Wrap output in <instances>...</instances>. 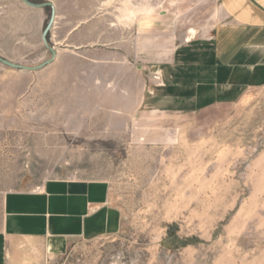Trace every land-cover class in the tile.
Masks as SVG:
<instances>
[{
    "label": "rangeland",
    "instance_id": "1",
    "mask_svg": "<svg viewBox=\"0 0 264 264\" xmlns=\"http://www.w3.org/2000/svg\"><path fill=\"white\" fill-rule=\"evenodd\" d=\"M30 1L56 5L58 57L39 72L0 64V223L9 192L101 181L120 231L48 264H264V87L140 107L146 86L165 88L160 66L177 48L212 42L217 0ZM51 15L0 0V56L51 60Z\"/></svg>",
    "mask_w": 264,
    "mask_h": 264
},
{
    "label": "crops",
    "instance_id": "2",
    "mask_svg": "<svg viewBox=\"0 0 264 264\" xmlns=\"http://www.w3.org/2000/svg\"><path fill=\"white\" fill-rule=\"evenodd\" d=\"M217 4L221 16L212 42L197 45L192 38L177 48L160 66L165 88L146 86L141 108L170 113L264 87V0ZM121 225L106 182L52 179L9 192L0 223V264H48L79 241L116 235Z\"/></svg>",
    "mask_w": 264,
    "mask_h": 264
},
{
    "label": "water",
    "instance_id": "3",
    "mask_svg": "<svg viewBox=\"0 0 264 264\" xmlns=\"http://www.w3.org/2000/svg\"><path fill=\"white\" fill-rule=\"evenodd\" d=\"M26 6L32 8V9H38V10H45L48 8L52 9V15L51 19L49 21V24L44 32V42L46 47L51 51L52 53V59L46 62L45 64L39 66V67H26V66H21L17 65L14 63H11L10 61L6 60L5 58L0 56V64L5 65L11 69L18 70V71H23V72H39L43 70L44 68L48 67L49 65L53 64L57 57H58V52L54 47H51L48 41V36L51 33L52 29L54 28V25L56 23L57 19V9L56 5L53 2H47L43 4H35L30 0H21Z\"/></svg>",
    "mask_w": 264,
    "mask_h": 264
},
{
    "label": "bare ground",
    "instance_id": "4",
    "mask_svg": "<svg viewBox=\"0 0 264 264\" xmlns=\"http://www.w3.org/2000/svg\"><path fill=\"white\" fill-rule=\"evenodd\" d=\"M111 1H113V0H110V2L108 3V5H110L111 4ZM131 5L130 4H128L127 5V7H130ZM140 12H142V13H140ZM139 13H134V12H130V17H131V20L133 21V20H137L138 19V16L139 15H145V13H150V12H152L151 10H143V11H140ZM148 15H150V14H148ZM152 15V14H151ZM134 23V22H133ZM130 24V23H129Z\"/></svg>",
    "mask_w": 264,
    "mask_h": 264
}]
</instances>
